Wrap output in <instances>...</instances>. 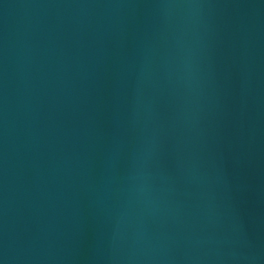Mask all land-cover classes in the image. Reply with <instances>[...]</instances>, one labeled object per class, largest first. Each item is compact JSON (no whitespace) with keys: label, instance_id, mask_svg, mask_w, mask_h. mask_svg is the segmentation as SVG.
Segmentation results:
<instances>
[{"label":"water","instance_id":"1","mask_svg":"<svg viewBox=\"0 0 264 264\" xmlns=\"http://www.w3.org/2000/svg\"><path fill=\"white\" fill-rule=\"evenodd\" d=\"M0 264H264V0H0Z\"/></svg>","mask_w":264,"mask_h":264}]
</instances>
